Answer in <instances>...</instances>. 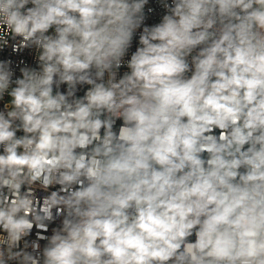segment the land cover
Instances as JSON below:
<instances>
[{"label":"clouds","instance_id":"clouds-1","mask_svg":"<svg viewBox=\"0 0 264 264\" xmlns=\"http://www.w3.org/2000/svg\"><path fill=\"white\" fill-rule=\"evenodd\" d=\"M0 264H264V0H0Z\"/></svg>","mask_w":264,"mask_h":264}]
</instances>
